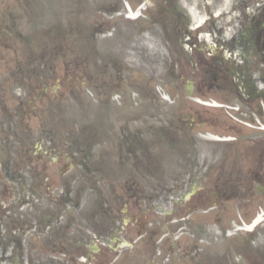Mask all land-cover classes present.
Segmentation results:
<instances>
[{
  "label": "rangeland",
  "instance_id": "rangeland-1",
  "mask_svg": "<svg viewBox=\"0 0 264 264\" xmlns=\"http://www.w3.org/2000/svg\"><path fill=\"white\" fill-rule=\"evenodd\" d=\"M239 1L0 0V264H83L93 245L110 264L126 242L111 264H264V220L236 228L264 205L215 208L194 166L207 128L184 120L190 60L207 56L189 10ZM127 2L144 9L126 18Z\"/></svg>",
  "mask_w": 264,
  "mask_h": 264
},
{
  "label": "flooded vegetation",
  "instance_id": "flooded-vegetation-1",
  "mask_svg": "<svg viewBox=\"0 0 264 264\" xmlns=\"http://www.w3.org/2000/svg\"><path fill=\"white\" fill-rule=\"evenodd\" d=\"M232 13L239 14L241 46L224 49L225 41L216 39L220 48L205 50L204 59L190 60L186 88L193 114L184 119L185 123L206 127L209 144L207 156L196 152L194 166L206 169L198 170L197 181L210 174L215 208L219 201L243 199L264 205V0H240ZM181 27L184 32L186 27ZM238 40L233 36L229 43L235 45ZM198 100L208 102L204 109ZM229 114L237 116L243 125L232 128L225 120ZM125 210H130L129 204ZM139 220L137 217L134 222ZM129 223L130 219L126 220L118 233L130 236L136 232V227L129 230ZM124 246L133 252L134 244ZM101 252V247L94 248L86 255L85 264H102ZM127 253L119 251L112 262Z\"/></svg>",
  "mask_w": 264,
  "mask_h": 264
},
{
  "label": "bare ground",
  "instance_id": "bare-ground-1",
  "mask_svg": "<svg viewBox=\"0 0 264 264\" xmlns=\"http://www.w3.org/2000/svg\"><path fill=\"white\" fill-rule=\"evenodd\" d=\"M227 1V0H226ZM143 7V6H142ZM142 7H138V10L139 9H142ZM190 14L194 17V20H195V22L196 23H202V20L201 19H198L197 18V16H196V14H195V11L191 8V10H190ZM138 15V12H137V14L135 15V13L132 11H130V10H128V16L129 17H132V18H134V17H136ZM257 218L254 220V222H253V224H251L250 226H247V225H245V226H243L244 228L242 229V230H244V229H246V230H251V229H253L254 228V226L255 225H257V224H260L263 220H264V212L263 211H260V213L256 216Z\"/></svg>",
  "mask_w": 264,
  "mask_h": 264
}]
</instances>
